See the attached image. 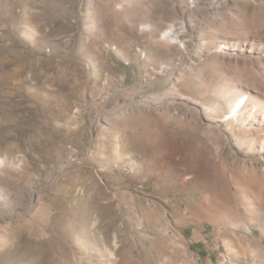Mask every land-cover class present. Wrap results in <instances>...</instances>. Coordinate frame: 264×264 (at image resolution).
<instances>
[{
    "label": "rangeland",
    "instance_id": "rangeland-1",
    "mask_svg": "<svg viewBox=\"0 0 264 264\" xmlns=\"http://www.w3.org/2000/svg\"><path fill=\"white\" fill-rule=\"evenodd\" d=\"M261 3L0 0V264H264Z\"/></svg>",
    "mask_w": 264,
    "mask_h": 264
},
{
    "label": "bare ground",
    "instance_id": "bare-ground-1",
    "mask_svg": "<svg viewBox=\"0 0 264 264\" xmlns=\"http://www.w3.org/2000/svg\"><path fill=\"white\" fill-rule=\"evenodd\" d=\"M256 1L261 2V0H255V2ZM263 5H264L263 3L259 4L260 7H262ZM242 10L243 9L241 7H236L234 10L235 16L232 18V21H233L235 27H233V29L228 30V29H225L223 27L221 29H219V31H221L220 32V35H221L220 36V39H221L220 42L223 44V47H225L224 45H226L227 42H230L232 45L231 47H233L234 49H242L243 50V48H248L249 51H252L253 46L256 43H258V42L255 43L254 39L258 38V40H259L258 29L253 31L254 27L258 28V22H256L255 18H253V17L249 18V17L245 16L242 13ZM247 34H249V35L247 36ZM181 35H182V30L180 29L179 26H177V24L175 22L169 23L166 26V28L162 31L163 39L167 40L168 42L180 40ZM224 38L227 39V41ZM262 38L264 39V37H262ZM263 46H264V43H263ZM218 47H221V46H218ZM257 49H260V48L257 47ZM212 62L214 64H217L220 66H225V67L234 66V64H233L234 61L232 62V60H229V59L226 60L224 58L220 59V57L218 55L213 56ZM243 70L245 71V68H243ZM261 71L262 70L260 69V67H258V68L254 67L252 69H248V73H251L254 80L260 85V87L258 89L259 90L258 95H260L261 98L258 97V99L256 101H254L252 99L253 95H250V92H244L243 93V91L240 89L238 91V94L233 96L232 99L230 98L234 103L232 104L229 112L227 113V115H229V117H237V120H239V116L242 113V110L244 109V107L250 105L247 109L248 120H247L246 124L247 125L248 124L253 125L256 115H260V117L262 118L261 121L264 119V80H262L259 77V73ZM4 166H6V162L3 158H0V171L2 170V168ZM236 227L241 228L242 234L243 233H246V234L252 233V227L248 223L238 221V222H236ZM250 241H251V239H250ZM253 252L251 253L252 255H253ZM261 253H263V252H261ZM257 254H259V253H257ZM222 258L223 259H221V264H231L230 262L225 260L224 257H222Z\"/></svg>",
    "mask_w": 264,
    "mask_h": 264
}]
</instances>
